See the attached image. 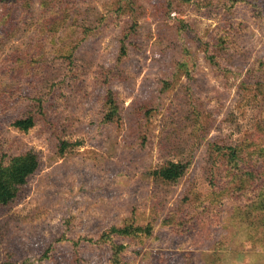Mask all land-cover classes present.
Returning a JSON list of instances; mask_svg holds the SVG:
<instances>
[{
  "label": "rangeland",
  "instance_id": "1",
  "mask_svg": "<svg viewBox=\"0 0 264 264\" xmlns=\"http://www.w3.org/2000/svg\"><path fill=\"white\" fill-rule=\"evenodd\" d=\"M263 129L264 0H0V157L39 161L0 205V264H264V180L222 190ZM129 224L150 233H108Z\"/></svg>",
  "mask_w": 264,
  "mask_h": 264
},
{
  "label": "trees",
  "instance_id": "2",
  "mask_svg": "<svg viewBox=\"0 0 264 264\" xmlns=\"http://www.w3.org/2000/svg\"><path fill=\"white\" fill-rule=\"evenodd\" d=\"M104 105L105 110L103 119L107 122L112 121L118 113V105L114 92L111 89H107L105 92ZM34 124L35 118L31 114L18 118L12 123L16 129L24 132L33 127ZM262 140V145L256 147L254 152L252 151L250 153L245 152L241 146L237 149L228 148V162H226L225 167L226 175L230 182L231 180L232 182H228V186L224 187L222 190L228 189L230 193H237L243 191V189L247 190L251 188L255 180H264V137ZM243 157H246L248 162L251 161L250 164L248 162V164H245L247 167H241L242 164L240 163H243ZM38 165V156L33 151H25L9 156L2 155L0 157V205H6L15 198L19 188L26 182L27 178L37 170ZM187 165V162L168 161L160 168L152 170L151 173L164 181L175 182L183 176L187 169ZM233 180L238 181L234 182ZM258 188L256 204L260 205V209H264V183L260 184ZM261 223L262 231L264 232V217L261 218ZM135 232L149 234L150 227H134L129 224L122 228L111 227L108 233L128 235L134 234ZM105 236L106 234H103L101 237L104 238ZM88 241H92V239H88ZM116 255L117 251L114 252V256Z\"/></svg>",
  "mask_w": 264,
  "mask_h": 264
}]
</instances>
